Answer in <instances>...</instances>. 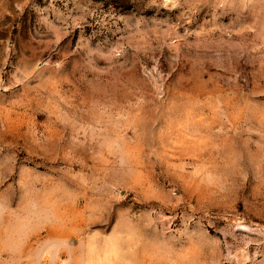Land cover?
Wrapping results in <instances>:
<instances>
[{
	"label": "rangeland",
	"instance_id": "1",
	"mask_svg": "<svg viewBox=\"0 0 264 264\" xmlns=\"http://www.w3.org/2000/svg\"><path fill=\"white\" fill-rule=\"evenodd\" d=\"M0 264H264V0H0Z\"/></svg>",
	"mask_w": 264,
	"mask_h": 264
}]
</instances>
